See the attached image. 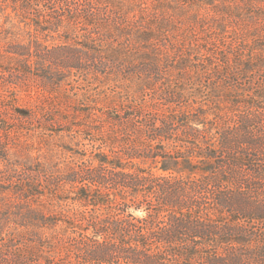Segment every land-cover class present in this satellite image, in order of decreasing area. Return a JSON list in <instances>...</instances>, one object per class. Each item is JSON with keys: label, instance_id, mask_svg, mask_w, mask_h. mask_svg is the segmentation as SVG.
I'll use <instances>...</instances> for the list:
<instances>
[{"label": "trees", "instance_id": "trees-1", "mask_svg": "<svg viewBox=\"0 0 264 264\" xmlns=\"http://www.w3.org/2000/svg\"><path fill=\"white\" fill-rule=\"evenodd\" d=\"M2 1L36 32L0 48L15 75L46 64L106 81L118 68L178 73L87 104L90 152L68 177L76 198L47 185L42 228L0 234V264H264V110L236 91L264 97V0H200L182 28L165 0ZM185 29L194 52L180 46ZM190 87L209 90L194 100Z\"/></svg>", "mask_w": 264, "mask_h": 264}, {"label": "rangeland", "instance_id": "rangeland-1", "mask_svg": "<svg viewBox=\"0 0 264 264\" xmlns=\"http://www.w3.org/2000/svg\"><path fill=\"white\" fill-rule=\"evenodd\" d=\"M165 1L170 3L165 4V8H169L179 18V28L185 27L182 22L193 17L200 6V0ZM6 5L0 0V48L10 43L28 44L34 39L35 29L18 22L19 19L13 13H4ZM247 20L248 25L244 26L249 28L252 18ZM133 32V39L142 44L141 29L136 27ZM184 34L186 37L180 41L182 50L187 48L189 52H194L190 48L192 38L187 29ZM202 34L199 31L195 39L201 42ZM229 36L228 40H231L233 35ZM180 38L181 35H178L173 39L179 42ZM58 40L62 41L56 35L49 36L45 38V43L52 45ZM118 40L120 45L128 42L119 35ZM159 67L161 70L153 71V75L148 71L141 76L135 71L126 72L118 68V77L114 76L108 81L104 80L105 76H99L97 71L81 73L77 78L75 70L57 69L48 64L40 69L43 76L26 73L15 75L14 69L10 72L0 68V234L8 235L13 230L36 226L42 228L41 218L47 213L43 204L46 199L56 196H46L47 188L52 184H55L52 191L59 188L68 197L76 198L79 189L69 182L68 177L78 164L87 163V152H90L87 150V104L93 106L95 99H102V102L110 100L113 104L132 99L138 91L137 84L151 82L149 78H153V82L154 78L155 82H168V78L176 77L178 73L176 69L168 68L167 64H160ZM193 88L189 89V97L194 100L200 96L206 97L204 95L209 90L197 94ZM114 89L117 94L113 92ZM236 91L240 99L244 100L243 103L249 101L255 110H264V97L250 96L252 91L250 93L248 90ZM149 94L144 92L145 96ZM218 94L214 98L223 99ZM252 98L259 99L253 101ZM88 148L91 149L90 146ZM71 202H66L67 208L72 209ZM50 213L53 214V211Z\"/></svg>", "mask_w": 264, "mask_h": 264}]
</instances>
